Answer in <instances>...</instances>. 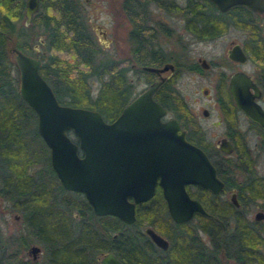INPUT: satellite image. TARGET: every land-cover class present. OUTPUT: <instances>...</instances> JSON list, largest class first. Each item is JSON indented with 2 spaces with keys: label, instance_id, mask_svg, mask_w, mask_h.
<instances>
[{
  "label": "trees",
  "instance_id": "1",
  "mask_svg": "<svg viewBox=\"0 0 264 264\" xmlns=\"http://www.w3.org/2000/svg\"><path fill=\"white\" fill-rule=\"evenodd\" d=\"M71 4L73 0H38L31 17L43 33L44 53L38 71L59 102L95 109L108 120L127 100L132 84L118 61L96 57L92 33ZM22 8L23 0H0V197L9 203L10 211L19 214L22 224L7 232L0 226V264H98L94 255L99 250L113 251L125 264H264V221L245 218L242 207H234L226 199L218 198L213 205L204 203L223 220V229L201 215L173 222L158 188L147 203L136 207L130 224L109 214L94 215L83 198H71L64 192L36 131L35 113L19 97L16 76L10 74L13 63L8 47L29 49L26 41L12 38L22 34L21 27L19 33L14 29ZM259 62L264 68V59ZM95 81L98 85L92 93ZM255 128L264 140L263 130ZM233 142L239 149L236 162L208 151L215 169L225 187H235L242 203L255 202L264 209V175L254 170L243 141L236 137ZM190 193L197 196L196 189ZM73 210L78 219L72 217ZM145 224L167 239L165 249L141 231ZM198 229L207 234V243L200 239ZM33 240L41 245L42 260L26 256L25 249Z\"/></svg>",
  "mask_w": 264,
  "mask_h": 264
},
{
  "label": "water",
  "instance_id": "2",
  "mask_svg": "<svg viewBox=\"0 0 264 264\" xmlns=\"http://www.w3.org/2000/svg\"><path fill=\"white\" fill-rule=\"evenodd\" d=\"M211 1L219 9L234 3L256 10L264 7V0ZM24 5L27 22L37 8V0H25ZM12 51L18 69V93L35 113V128L49 151L51 167L64 188L84 194L94 213L132 222L134 203L150 197L158 185L173 221H186L200 213L221 223L189 195L186 184H199L216 192L222 181L206 153L185 139L174 119L160 120L162 108L152 98L157 82L148 84L112 120L105 121L95 109L58 102L38 72L40 59L16 48ZM230 56L244 59L236 45ZM228 89L235 106L264 130V108L254 99L260 94L258 87L246 74L236 71L229 77ZM218 146L224 152L231 150L227 140L218 141ZM229 198L237 204L233 192ZM263 216L261 210L253 215L255 219ZM144 231L155 245L166 247L162 235L149 226ZM38 248L30 244L31 257L36 256ZM98 263L125 264L111 251L102 253Z\"/></svg>",
  "mask_w": 264,
  "mask_h": 264
},
{
  "label": "flooded vegetation",
  "instance_id": "3",
  "mask_svg": "<svg viewBox=\"0 0 264 264\" xmlns=\"http://www.w3.org/2000/svg\"><path fill=\"white\" fill-rule=\"evenodd\" d=\"M83 1L85 2L86 0ZM117 1L118 3L113 6L116 12L115 15H117V17L121 20L127 21L128 24L125 38L128 43V46L125 48L127 52L125 50L123 51L126 52L127 55L124 57H120V49H107L109 48V41L106 36V30L102 25L95 24L93 25V28L95 31L97 30L99 32L102 38L101 45L104 46V49L102 51L104 57L102 59H115L119 62L120 66L123 65L125 67V75L132 84L131 93L129 94L127 100L123 103V105L127 103L138 92H140L143 88H145L148 84L157 82V85L152 92V98L162 108L163 112L160 115V120L165 121L174 119L177 122L179 128L183 131L185 139L200 147L206 153L213 165L214 161L208 151H211L216 155L222 154L226 157L234 159V157L236 156L235 151L239 150L236 148L238 146L233 142V139L236 137L240 138L243 141L242 145L244 146V151H248L250 153V147L246 142L249 130L254 128V133L258 134L261 139L262 136L256 131L255 125L257 124L254 121L250 120L241 110H239L235 106L233 99L229 94L228 81L231 74L236 71H241L246 74L260 91L259 96L254 99L264 108V68L259 62L263 61L264 59V7L262 10H256L244 4L234 3L225 9H219L211 0ZM24 4L25 0H23L21 18H23V25H27L31 20L32 15L38 9V0L37 8L31 14L27 22H25L24 17ZM71 5L72 9L74 8L73 12H75V14L82 20V22L88 28H90L88 26V23L86 22L85 15L84 13H82L77 0H73V4ZM37 41L38 42L36 44L32 45L33 50L36 52L43 44V37H38ZM219 42L223 44L225 42V46L223 47L220 57L217 56L218 54L213 51L216 43ZM235 45L238 46V48L242 52L244 59L239 60L230 56V50ZM12 48L16 47H8L9 58L13 63V66L10 68V74L11 77L16 76L14 85L16 92L18 93V69L14 61V53L12 51ZM20 51L30 56L38 57L40 59V63L42 62L41 56L32 55L28 50ZM253 51L257 52L258 56L253 54ZM122 59L130 60V62L128 64H122ZM245 63L252 64L255 71L249 72L244 67H241ZM146 67L150 68L147 69ZM13 70L15 71L14 75L12 74ZM128 70L131 71L132 75L135 76L136 79L140 77L145 82V85L139 90H134L135 83H133L132 78H129L127 76ZM185 76L190 78L194 77L196 79V90H198L200 94L203 95V100L193 98L191 100V104L190 101L185 98V95L179 91V81L182 77ZM248 90L251 92L252 88L249 87ZM122 106L120 107V109L122 108ZM119 111L117 112V114L119 113ZM197 111L200 115L197 113ZM211 112L216 116V120L214 121L213 125L221 124L222 129L218 132L215 131L209 133L199 121L200 116L202 118H205ZM240 116H242L247 121L246 128L244 129L240 128ZM113 118L108 120L104 118L103 119L105 121H110ZM68 134L70 135L72 140L76 141V138L74 137V135H72L71 131H68ZM220 140H227L230 143L231 150L229 152H224V150H222L218 146V141ZM81 153L82 151L78 149L77 154L81 155ZM47 157L49 166L53 170L49 162V151H47ZM228 167L230 168V165H228ZM54 175L64 192L67 193L69 197L75 198V196H80L88 204L91 212L94 215H105L94 213L90 204L81 191L64 188L57 178L55 172ZM216 175L222 181L221 188L216 192H212L206 187L193 183L186 184V190L190 196L198 199L203 208L208 213L219 219L221 223L216 221L214 218H211L210 216L200 213H194L188 220L192 219L194 215H201L212 219L224 229L225 224L223 220L210 212V210L204 205V203L207 205H213L215 204V200L220 198L226 199L234 207H242V214L245 218L264 221V216L259 219H255L253 217L255 211L257 210H261L264 212V209L261 206H259L255 202H248L246 200L243 201L244 203H242L236 194L235 187H225L224 179L219 175L217 170ZM157 188L159 189L160 195L164 201L160 187L156 185L154 188V192L150 197L134 203V219L136 207L138 205L141 206L147 203L149 199L154 195ZM195 189L197 190V196L190 193ZM231 192L234 193L237 204L233 203L230 200L229 196ZM1 200L2 199L0 197V202ZM251 205H253L255 209L252 213V216L248 217L247 212ZM222 210L226 211L225 208H222ZM71 213L74 219H78L76 211L73 210L71 211ZM166 213L168 214L167 210ZM229 216L230 215H227V218H229ZM12 217L16 220H19V214L15 211H13ZM119 220L124 222L121 219ZM132 222L124 223L130 224ZM228 224L231 223L228 222ZM146 226L151 227L147 224L140 227L141 231L144 234H146L144 231V228ZM151 228L155 230L153 227ZM197 233L199 234L200 239L203 242L207 243V234L200 229L197 230ZM112 235H115V233H112ZM167 245L168 242L166 244V247ZM29 246L30 244L25 249V253L26 256L31 257L28 252ZM106 251L111 250L97 251V253L94 255L97 263L98 258L102 255V253ZM39 252H41L40 247L36 252V256L34 258H31H38ZM111 252L116 257H118L113 251Z\"/></svg>",
  "mask_w": 264,
  "mask_h": 264
},
{
  "label": "rangeland",
  "instance_id": "4",
  "mask_svg": "<svg viewBox=\"0 0 264 264\" xmlns=\"http://www.w3.org/2000/svg\"><path fill=\"white\" fill-rule=\"evenodd\" d=\"M80 9L82 13H84L86 22L88 23V26L92 32V36L94 39V42L96 43L95 46H97L98 51L96 57L103 58L104 55L102 54L103 51V45H101V36L99 32L94 30L93 25L100 24L102 25L106 30V36L108 38V45L109 48L107 49H120V57H124L127 55V50L125 48L128 46L126 38V32L128 28L127 21H123L120 18L115 15L114 7L116 3H118L117 0H86L85 2L83 0H77ZM264 15V13H263ZM21 27V33H19ZM14 29L20 34L16 35V37H12L13 40H17L18 42L26 41L29 44L30 53L32 55L36 56H42L44 53L43 46H40L39 50L36 52L33 50L32 45L36 44L38 41V37H43V33L41 30V26L37 24L36 22L30 20L27 25H23V18H20L15 21L14 23ZM224 44L219 42L216 43L214 52L218 54L217 56L220 57L222 54ZM126 52H123V51ZM12 58V56H11ZM130 60L122 59V64H128ZM241 67H244L249 72H254L255 69L252 64L245 63ZM12 74H15V71L13 70ZM127 76L129 78H132L134 85V90H139L141 87L145 85V82L142 78L136 79L135 76L132 75L131 71H127ZM98 85V82L95 81L91 85V91L92 93L95 92L96 87ZM179 91L185 95V98L190 101L193 98H197L198 100H203V95L200 94L198 90H196L197 81L194 77H182L179 81ZM196 106V104H195ZM210 109V108H209ZM199 114V112L197 111ZM200 115V114H199ZM216 120V116L213 115L211 112L207 117L202 118L200 116L199 121L202 123V125L207 129L209 133L219 131L222 129L221 124L220 125H213L214 121ZM240 128L244 129L246 128L247 121L240 116ZM253 128V127H252ZM254 129V128H253ZM253 129L249 130L248 137L246 138V142L248 143L250 147V153L253 158V168L256 170V173L263 174L264 175V140L260 138L258 134H255ZM214 141V140H213ZM236 162V159L233 160ZM236 164V163H235ZM236 171H239L238 168H236ZM254 207L251 205L248 209L247 216L251 217L252 213L254 212ZM13 211H10V205L7 201L1 200L0 202V226L4 231H15L22 227L21 222L19 220H16L12 217ZM37 244L39 247L41 246L37 241H31L29 242ZM41 249V247H40ZM43 252L41 249V252L38 254V259L42 260L43 258Z\"/></svg>",
  "mask_w": 264,
  "mask_h": 264
}]
</instances>
